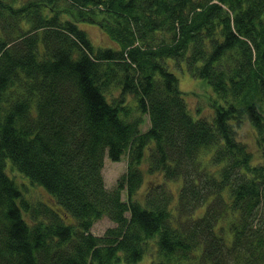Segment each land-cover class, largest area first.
Masks as SVG:
<instances>
[{"label":"trees","instance_id":"obj_1","mask_svg":"<svg viewBox=\"0 0 264 264\" xmlns=\"http://www.w3.org/2000/svg\"><path fill=\"white\" fill-rule=\"evenodd\" d=\"M81 22L119 48L94 47ZM182 65L210 86L208 116L188 107ZM107 157L127 158L113 188ZM8 163L57 206L26 198ZM143 165L163 179L142 200ZM147 254L264 264V0H0V264Z\"/></svg>","mask_w":264,"mask_h":264},{"label":"rangeland","instance_id":"obj_2","mask_svg":"<svg viewBox=\"0 0 264 264\" xmlns=\"http://www.w3.org/2000/svg\"><path fill=\"white\" fill-rule=\"evenodd\" d=\"M78 26L87 32L88 36L91 38L94 47L106 49L108 47L111 48H119V46L112 41L109 35H106L99 25L90 24L88 22H81L78 23ZM171 64H174L172 60H170ZM172 72L178 77L179 79V87L181 91L184 93V97L187 99L188 107L190 108L191 112L194 116H198L199 114H203L204 116L209 115L210 107H208L209 98L212 95V91L210 86L206 84V82L199 78H194L192 75L189 74L188 70L183 67L178 69L177 67L172 68ZM145 125L143 126L142 130L149 126L148 117L145 116ZM239 138L245 141L252 150L254 154V160L260 161V151L257 147L255 132L254 129L249 125V123L244 122L241 129H239ZM127 168V158L124 157L121 161H111L108 157L105 158L104 161V169H103V177H105V182L108 188H113L119 178L120 175L125 173ZM143 170L145 172V181L144 187L138 192L137 197L144 199L143 195L145 189L147 190L148 186H153L154 184L158 183V181H162V175H153L146 173V166L143 165ZM7 171L9 175L13 178L15 182L19 186H21V192L24 193L26 198H29L32 202L37 203L39 200L46 202L49 206L56 207V202L47 194V191L44 187L38 185H32L28 179H26L21 173L17 170L11 169L10 163H8ZM172 188L173 192L176 194L178 189V183L175 181H170L168 183ZM125 199V198H124ZM33 203V204H34ZM36 205V204H34ZM114 224L108 218H102L96 220L94 226L91 229V232L94 235H103L107 228L112 227ZM151 254L146 255L140 262L137 264H152L151 263Z\"/></svg>","mask_w":264,"mask_h":264}]
</instances>
